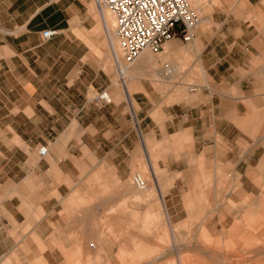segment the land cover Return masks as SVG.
<instances>
[{"label":"crops","instance_id":"1","mask_svg":"<svg viewBox=\"0 0 264 264\" xmlns=\"http://www.w3.org/2000/svg\"><path fill=\"white\" fill-rule=\"evenodd\" d=\"M212 1L218 6L211 18L201 19L191 45L184 47L196 56L199 72L183 75L185 82H195L191 97L158 106L161 97L149 86L133 93L137 110L131 105V111L139 119V136L122 104L99 98L111 88L112 79L89 61L90 57L98 60L102 52L99 38L90 33L94 23L88 13L89 0H0V261L17 251V240L28 237L59 240L68 254L77 252L80 245L77 253H83L88 220L72 219L71 206L81 193L99 191L101 185L89 188L82 182L83 175L95 168L102 170L98 177L104 183L113 176L108 170L123 179L130 173L131 153L143 136L144 144L150 145L154 139L163 144L171 136L187 135L194 150H199L216 143V138L229 143L230 129L241 120L264 126V0ZM99 17L108 38L105 15ZM45 30L57 34L43 40ZM172 41L178 42L167 41L160 52L168 59L178 46ZM153 58L134 64V70L146 68L125 81L118 79L120 86L115 90L122 88L126 94L132 82L150 77L149 73L170 78L177 72L175 66L165 69L167 63L158 70ZM93 93L98 96L90 101ZM44 145L48 152L40 157L38 148ZM254 158L260 160L258 166L264 163V147L248 157ZM238 179L234 175L229 180L234 186L232 198L244 195ZM248 199L251 209L258 207V200L264 204V195ZM215 210L211 206L212 216L205 220L210 229L215 228ZM234 220L230 230L243 232ZM219 222L224 229L225 222ZM258 223L264 228V220ZM260 253L264 256V246ZM14 254L24 256L19 251ZM28 254L58 257L62 253L58 248L41 253L33 244Z\"/></svg>","mask_w":264,"mask_h":264},{"label":"rangeland","instance_id":"2","mask_svg":"<svg viewBox=\"0 0 264 264\" xmlns=\"http://www.w3.org/2000/svg\"><path fill=\"white\" fill-rule=\"evenodd\" d=\"M199 4L200 10H197L191 0L192 8L203 20L210 19L218 6L212 0H200ZM87 7L94 23L90 33L99 38L98 46L102 51L98 60L90 57L89 61L95 62L111 77L112 86L104 93L112 92L111 103L122 104L126 108L134 129L135 121L139 123V119L135 120L131 111V105L137 110L131 96L144 91L143 87L149 86L158 98L161 97L158 106L162 102L172 105L182 98L191 97L190 87L195 82L193 79L185 82L183 75L189 71L199 73L197 60L184 48L191 43L180 41H172L178 46L170 54L171 59L164 57L168 55L148 51L155 57L158 70H163L165 63L168 64L165 69L169 65L177 68L171 78L164 75L153 77L149 73L150 77L132 82L129 93H123L122 88L115 90L120 84L112 62L114 55L108 45L109 36L107 38L103 31L94 0H89ZM106 14L109 27V20L114 18ZM201 24L202 21L195 31L201 28ZM113 26L108 28L110 35ZM209 26L207 20L204 25L206 31ZM96 96L95 93L90 94L89 100ZM242 103L246 106L244 100ZM236 123V127L230 129L229 143L216 138V143L205 144L199 150H194L187 135L180 138L171 136L163 144L154 139L150 145L144 144L143 136L131 153L130 173L123 179L116 177L114 170H108L113 172V176L104 183L102 177H98L102 170L95 168L83 175L82 182L89 188L101 183L99 191L81 193V198L71 206L69 216L72 219L88 220L89 235L83 240V253H77L80 245L76 246L77 252L68 254L59 240L39 241L28 237L17 240L16 249L24 256H16L14 253L17 251L14 250L0 264H182L188 259L192 264H264V256L260 255L264 246V228L261 229L258 223L264 220V204L258 200V207L251 209L248 199L249 196L259 199L264 195V163L258 166L260 160L248 159L258 147H264V126L248 120ZM136 131L140 136L138 127ZM125 146L128 149L129 145ZM125 162L122 168H125ZM135 174L142 175L147 191L141 193L133 187L131 178ZM234 175L239 176L238 186L244 193L236 198L230 195L234 186L229 182ZM211 206L216 207L213 213L215 228L212 229L205 223L212 216H209ZM234 218H237L236 223L243 232L230 230ZM219 220L225 222L224 229ZM74 237L75 233L70 236L71 239ZM33 244L41 253L58 248L62 254L58 257L29 255Z\"/></svg>","mask_w":264,"mask_h":264},{"label":"built area","instance_id":"3","mask_svg":"<svg viewBox=\"0 0 264 264\" xmlns=\"http://www.w3.org/2000/svg\"><path fill=\"white\" fill-rule=\"evenodd\" d=\"M94 3L98 10H106L113 16L114 39L126 65L133 64L143 51L159 53L167 41L189 43L201 22L191 0H94ZM56 34L57 31L45 30L41 37L49 40ZM104 96L102 93L99 98L105 101ZM135 124L137 129L136 121ZM47 152L45 145L38 148L40 157ZM132 185L138 190L146 187L137 174L132 177Z\"/></svg>","mask_w":264,"mask_h":264},{"label":"bare ground","instance_id":"4","mask_svg":"<svg viewBox=\"0 0 264 264\" xmlns=\"http://www.w3.org/2000/svg\"><path fill=\"white\" fill-rule=\"evenodd\" d=\"M199 1L200 0H192V2H193V4H194V6L196 7V9L197 10H200V4H199ZM99 11V15L102 17V19H103V17H104V15L106 14V13H109L108 11H106V10H98ZM110 14V13H109ZM107 15V14H106ZM113 17V16H112ZM113 20V19H112ZM112 20H109V27L108 28H110V25H111V27L113 26V22H114V20L112 21ZM105 21V20H104ZM201 23V22H200ZM108 32V31H107ZM115 43V44H114ZM108 45H109V48H110V52L114 55V60H115V68H116V70H117V76H118V79L119 80H121V81H125V79H127V78H129V77H132V75H140V72H143V71H141L143 68L145 69L146 67H142L141 66V68H139V69H136V70H134V69H132V67H133V65L135 64V65H137V63H146V61H148V60H151V61H153V56L148 52V51H143L141 54H140V56L136 59V61L133 63V64H131V65H126L124 62H123V60H122V58L120 57V54L118 53V50H117V43H116V40L114 39V35H113V33L111 34V35H109V38H108ZM163 48V47H162ZM162 51V50H161ZM160 51V52H161ZM159 52V53H160ZM150 64V63H149ZM148 65V64H147ZM146 65V66H147ZM151 65V64H150ZM148 67V66H147ZM156 67V66H155ZM174 67V66H173ZM135 68V67H134ZM174 69V68H173ZM147 70V69H146ZM176 70V69H175ZM149 71H150V69H149ZM156 71V70H155ZM171 71V70H170ZM172 71H174V70H172ZM152 72H153V70H152ZM158 72H160V71H158ZM154 73V72H153ZM171 73V72H170ZM169 73V74H170ZM152 75V74H151ZM172 75V74H171ZM155 76H157V75H155ZM170 77V76H169ZM171 78V77H170ZM104 99H105V101L106 102H111L110 101V98H109V95L107 94V93H105V96H104ZM136 175V174H135ZM137 175H140L141 177H142V175L141 174H137ZM134 176V175H133ZM132 176V177H133ZM143 178V177H142ZM144 179V178H143ZM145 181V180H144ZM131 183H132V178H131ZM146 183V182H145ZM134 187V186H133ZM135 188V187H134ZM136 189V188H135ZM147 189V185H146V187H145V189L144 190H138V189H136L137 191H141V192H143V191H145Z\"/></svg>","mask_w":264,"mask_h":264}]
</instances>
